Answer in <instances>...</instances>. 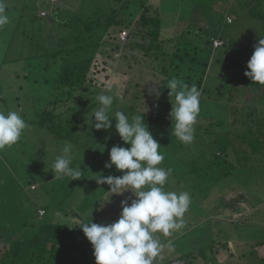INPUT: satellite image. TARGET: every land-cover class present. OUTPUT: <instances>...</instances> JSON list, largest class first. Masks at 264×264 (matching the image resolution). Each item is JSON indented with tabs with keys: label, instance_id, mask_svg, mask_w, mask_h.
<instances>
[{
	"label": "rangeland",
	"instance_id": "rangeland-1",
	"mask_svg": "<svg viewBox=\"0 0 264 264\" xmlns=\"http://www.w3.org/2000/svg\"><path fill=\"white\" fill-rule=\"evenodd\" d=\"M50 1L58 2V0H44L47 3L44 9L49 11L46 15L48 13L49 15L45 18L35 17L33 22H30L31 25L34 23L44 25L43 31L39 32L35 31V28L28 30L24 23L14 25L20 20L21 13H24V11H16L22 6L23 0H5L9 4L6 12L10 23L0 29V111L18 112L28 127L16 144L0 151V251L14 241L31 238L36 228L48 221L64 224L76 233L77 237L84 242L87 241L85 248L95 264L93 247L79 228L80 224L91 221L109 224L117 221L122 211L121 201L132 197V193L128 191L121 195H112L108 192L107 184H97L92 179L95 174L100 173L105 174L104 176L122 175L115 166L105 168L104 165L109 160V151L114 145L130 147L120 139L115 127L107 131H98L91 127V115L100 107L96 97L105 89H110L106 94L114 96L111 115L120 111L117 107H122L124 109L122 112L129 117L142 114L151 116L160 108L161 99L162 102H170L169 90L164 87L166 76L161 71L163 64L159 65V61L136 45L137 42L143 41L141 36L145 34L138 32L141 26L132 30V27L121 28L113 24L108 31L98 26L91 39H95L99 34L102 35L100 45L84 54L73 51L94 58L95 68L103 69L102 72L90 73L89 77L93 78L96 85H90L87 94L83 95L86 103L81 105L78 109L80 113L75 115L82 119L78 129L71 133L70 139L62 140L51 132L41 129L32 119L46 106L53 95L51 84L54 79H50L51 75L46 76L45 72L40 71L41 65L50 64L49 60L43 57L35 63V69L30 70L26 67V59L19 61L17 59L24 56L23 53L32 52L28 44L39 42L41 35L44 42H41V47L35 46L33 51L41 52L46 50V47L52 46V50H56L61 45L68 48L75 46L77 44L75 37L82 30L81 26L85 20L90 21L100 17L104 19L107 15L116 12L115 10H120L127 0H70L71 3L66 4L68 8L60 12L53 10L54 5L50 6ZM262 1V5L253 9V12L251 6L257 4V0L127 1L132 13L138 12L141 4L152 2L153 8L149 13L152 15L161 13L163 32L166 35L181 37L180 45H185L184 41L189 40L199 46L211 45V49H217L214 46V41L220 40L215 39L217 37L222 41L228 40L230 44L239 40L241 42L237 49L240 51L234 55L230 53L232 45L225 47L227 50L230 49L228 50L230 54L228 58H223L222 64H216L219 57L217 51L212 57L210 69H204L199 63L187 58L191 63L190 66L187 67L186 62H181V68L171 70L172 78L182 79L189 86L196 84L198 87L197 84L203 78V87L206 89L198 88L201 91L200 113L194 125L195 138L192 143L182 142V144L177 140L174 143L172 140L164 143L161 138L171 133V125L157 127L155 125L152 128L154 131H160V134L152 131V135L160 144V151L165 155V160L159 166L172 169L164 185L165 190L177 193L186 191L191 198L189 208L183 216V227L167 237L161 233L155 234L164 247L155 258L154 264H166L185 252L208 245L211 241L228 243L229 250L223 254L221 260L209 261V264H253V262L264 264L263 153L259 154L260 161L257 160L256 155L251 157L254 163L261 165L251 174L248 175L246 168H235L233 175H226L216 182L214 181L217 173L219 175L228 168L231 170V167H223L222 159L213 156L210 162L211 173L208 176L207 161L203 163L198 156L199 168L193 161L202 145V140L197 136H204L206 140L220 137L221 141H224L226 136L228 138L230 136L228 130H224L226 126L217 124L215 104L222 103L228 107L229 102L225 99L218 100L221 96L216 93V87L223 82V79L232 77L233 68L225 69V63L248 61L249 55L253 54L254 45L261 36H264V0ZM141 12L142 10L136 17L134 27L140 25ZM229 18H231L230 22ZM64 19L67 21L65 22ZM124 29L128 34L126 40H122L120 33ZM84 33L89 36L88 31ZM28 37H34L35 40ZM63 37L66 41L64 44L61 42ZM209 39L210 43L207 42ZM175 43V41L167 43L166 51H173L174 48L171 46ZM191 54H194L193 50ZM200 55L205 57L207 54L200 53ZM104 64L106 69L103 68ZM51 69L54 70L55 67L51 66L50 72ZM46 79L49 80V84L46 83ZM156 87L158 96L154 95V91L150 94V90L152 88L155 90ZM163 87L165 93L161 91ZM229 94L233 96V102H238V108L235 115H232L230 110L226 115L231 120L236 117L240 121L245 117L242 113L244 101L240 99L242 97L235 98V95L242 94L236 91ZM77 102H72L70 105H76ZM68 107L69 104L60 105V112ZM65 141L73 145L72 166H81L83 171L79 180H70L68 176L54 178L52 173L53 162L62 154ZM208 148L209 151L212 149V147ZM203 157L205 159L209 156L203 155ZM213 162H215L214 166ZM201 164L202 168H200ZM90 169L92 174L87 173ZM193 177L198 179L194 183ZM48 178L52 180L49 181ZM59 203L62 204L58 205ZM102 203L104 207L101 209ZM46 210H48L47 214ZM255 240L262 241L263 245H256ZM169 241L173 245L172 248L167 247Z\"/></svg>",
	"mask_w": 264,
	"mask_h": 264
},
{
	"label": "trees",
	"instance_id": "trees-1",
	"mask_svg": "<svg viewBox=\"0 0 264 264\" xmlns=\"http://www.w3.org/2000/svg\"><path fill=\"white\" fill-rule=\"evenodd\" d=\"M127 1L121 6L120 10H115L116 12L111 13L109 16L107 15L104 19L100 17L90 21L85 20L81 26L82 30L78 32L79 35L75 37L77 39V44L75 46L68 48L67 46L63 47L61 45V47L56 48V50H52V46L46 47V50L41 52H36L33 51L36 48L35 46L41 47L40 41H36L34 42L36 45L34 43L28 44L32 48V52L28 51V54L23 53L24 56L17 59L18 61L26 59V67L30 70H34L36 67L35 63H38L43 57L49 60L52 67H55L54 70L51 69V72L50 64H46V66L43 64L40 67V71L45 72L46 76L51 75L52 78L50 77V79H54L51 84L53 95H51V99L46 103V106L40 110L37 116L32 120L34 123L38 124L41 129L43 128L51 132V134L56 135L59 140L70 139L71 133L78 129V124L82 119L75 117V115L80 113L78 109L81 105L86 103L83 99V95L90 88V85H96L92 80L93 78L90 79V73L103 71V69L99 67L95 68L94 58H88L82 55L91 49H96L100 45L102 35L99 34L95 39H91L94 35V30L97 29L98 26H101L105 31H108L113 24L121 28L132 27V30L141 26V30L138 32L145 34H141L143 41L137 42L136 45L147 55H151L156 61H159V65L163 64L161 71L166 76L164 78L165 86L167 81L172 78V68L174 70L181 68V62H186L187 67L190 66L191 63L187 58H190V60L195 63H199L204 69H210L212 57L216 55L217 51H219V57L216 64H222L224 61L223 58H228L230 53L234 55L240 51L237 50L238 47H240V40L232 44H230L228 40L223 41V45L217 49H211V45L199 46L189 40H187V42L184 41L185 45H180L179 41L181 37L177 38L175 37L176 35H166L165 32H163L161 13L159 12L155 15L149 13L151 8H153V5H151L152 2L141 4L140 10L132 13L130 11V4ZM257 1V4L251 6L252 12L257 6L262 5V0ZM141 10L142 12L139 18L140 25L134 27L133 24ZM87 31L89 36H86L84 33ZM174 41L176 43L171 46L174 48L173 51H166L167 43ZM61 42H63V44L66 42L65 37L62 38ZM207 42L210 43V39ZM211 43L213 44L212 41ZM229 45H232L230 53L228 52L230 49H225V47H229ZM192 50L194 54H191ZM73 51L81 52L82 54L74 53ZM182 52L184 54H181ZM200 53L207 55L202 57ZM250 57L249 55V59ZM248 61H235L233 64L226 62L224 65L226 67L225 69L233 68L231 73L232 77L223 79V82L216 87V93H219V96H221L218 97V100L225 99V101L229 102L228 107L222 103L215 104L217 106V108L215 107L218 118L217 124L222 127L226 126L224 130H228V134L230 135L229 138L225 135L226 138L223 139L224 141H221L220 137L206 140L204 136H197V138L202 140L201 144L203 145H201L200 150H198L197 155H195L196 159L193 160L197 168H199L197 165V161H199L197 159L198 156L201 157L203 163L207 161L206 175L208 176L211 173L210 162L213 156L222 159L221 164L223 167H231V170L228 168L229 170L227 169L226 171L220 172L219 175L215 171V173H217V178L214 182L226 175H233L235 168H246V172L249 175L255 171L257 166L261 167L260 163H254L251 157L256 155L257 160L260 161L259 154L262 155L263 153L264 155V85L253 83L244 75L245 71L248 70ZM92 65L94 66L92 67ZM103 68H105V64ZM46 83L49 84L48 79H46ZM197 85V88L206 89L203 87V78L200 79ZM161 91H163V93L166 92L164 87ZM235 91L242 94L241 96L239 94L235 95V98L242 97L240 99L244 101L242 113L245 114V117L240 121L236 119V117L231 120L230 117L226 115L229 110L232 115H235L237 112L238 102H233L232 99L234 98L229 94ZM206 92H208V90ZM77 100L79 101L77 102ZM161 100L159 101L160 108L153 113V115H143L152 134L153 132H158L160 134V131L152 130L155 125L156 127L159 125H171V121L169 117H167L171 109V104L168 101L162 102ZM72 102L77 103L76 105H70ZM62 104H69V107L65 111L60 112V105ZM218 104L220 106H218ZM18 105L21 106V104ZM117 109H120V111L124 110L122 107H117ZM217 109H219V112H217ZM83 116L81 117L83 118ZM229 120L231 121L229 122ZM112 123L114 127V119ZM227 126L229 127L227 128ZM160 130L166 131L164 129ZM161 140L164 141V143L165 141L168 142L171 140L173 143L176 142V140L179 141L174 135H171V133L161 138ZM236 142H238V144H236ZM207 147H212V149L210 148L211 150L209 151ZM203 155L209 157L204 159ZM202 164L200 168L203 167ZM212 164L214 166L215 162ZM238 171L244 172V170ZM48 180L51 181L52 178H48ZM197 180L196 177H193L192 181L194 183ZM60 204L62 203L58 205ZM45 212L47 214L48 210ZM32 224L35 226L34 223ZM85 242L87 243V241ZM85 242L77 237L76 233L70 228H67L64 224L47 221L41 223L36 228V232L31 238L17 240L10 243L9 246L4 247L0 251V264H93L91 256L85 248ZM254 243H256V245H263V242L258 240H255ZM228 248V243L211 241L208 245L193 251L185 252L166 264H209V261L216 262L217 260H221L223 254L229 250ZM253 264L255 263L253 262Z\"/></svg>",
	"mask_w": 264,
	"mask_h": 264
},
{
	"label": "clouds",
	"instance_id": "clouds-1",
	"mask_svg": "<svg viewBox=\"0 0 264 264\" xmlns=\"http://www.w3.org/2000/svg\"><path fill=\"white\" fill-rule=\"evenodd\" d=\"M5 0H0V29L10 23ZM244 75L253 83L264 85V36L254 45V51L247 62ZM166 87L169 92L171 110V135L179 141L190 144L195 138L194 125L200 113L201 91L196 84L189 86L182 79L171 78ZM110 89L97 95L100 107L91 115V127L96 130L113 128L124 144L114 145L109 151L105 168L115 166L120 176L95 174L97 184H107L112 195L132 193L121 201L119 219L109 224L92 221L81 223L85 237L93 247L95 264H154L164 245L155 234L170 236L184 225L183 216L191 203L190 194L166 191L164 185L172 172L159 165L165 160L161 146L154 139L143 114L129 117L122 111L111 115L114 96L106 94ZM159 95L157 87L150 94ZM94 117V119H93ZM28 127L26 121L16 111H0V151L16 144ZM52 165L54 178L70 177L81 179V166L73 167V145L65 141ZM129 200L131 201L129 203ZM104 204H101V209ZM167 247L173 245L169 241Z\"/></svg>",
	"mask_w": 264,
	"mask_h": 264
},
{
	"label": "crops",
	"instance_id": "crops-1",
	"mask_svg": "<svg viewBox=\"0 0 264 264\" xmlns=\"http://www.w3.org/2000/svg\"><path fill=\"white\" fill-rule=\"evenodd\" d=\"M70 3H71L70 0H58V2H51L50 1L49 4H50V6L51 5H54V9L53 10H56V11H59L60 12V10H62L64 8L67 9L68 7H66V4L69 5ZM46 4L47 3H45L44 0H23L22 6L18 10H16V11H18V12L19 11H24V13H21L20 20L18 22L16 21L14 25H22V23H24V25H27L26 28L28 30H33L35 28L36 29L35 31L42 32L43 31V27H44V25H42V23L41 24L40 23H36V24L34 23L33 25H31L30 22L32 23L33 22V18H35V17H37V18H45L46 16L49 15V13L47 15L41 14V12L42 13L43 12H49L46 9H44L45 8L44 6ZM82 4L84 5V2ZM41 5H43V7ZM8 9H9V4H7L6 11ZM64 21L66 22L67 19H64ZM60 22H63V21L60 20ZM28 39H33L34 40L35 38L34 37H32V38L28 37ZM215 39L222 40L221 38H218V37L215 38ZM41 42H44V38H43L42 35H41L40 43ZM87 173H91L92 174L93 172L90 169Z\"/></svg>",
	"mask_w": 264,
	"mask_h": 264
},
{
	"label": "built area",
	"instance_id": "built-area-1",
	"mask_svg": "<svg viewBox=\"0 0 264 264\" xmlns=\"http://www.w3.org/2000/svg\"><path fill=\"white\" fill-rule=\"evenodd\" d=\"M43 15H46V12H43ZM228 21L230 22L231 21V18H229L228 19ZM126 29H124L123 31H121L120 33H121V38H122V40H126V36L128 35L127 33H126ZM223 45V41L222 40H215L214 41V46L215 47H221Z\"/></svg>",
	"mask_w": 264,
	"mask_h": 264
}]
</instances>
